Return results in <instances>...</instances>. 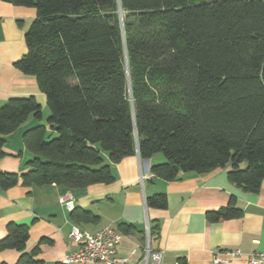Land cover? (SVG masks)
<instances>
[{"label":"trees","instance_id":"obj_1","mask_svg":"<svg viewBox=\"0 0 264 264\" xmlns=\"http://www.w3.org/2000/svg\"><path fill=\"white\" fill-rule=\"evenodd\" d=\"M7 1L36 10L25 35L27 53L15 67L36 78L50 116L46 125L24 132L33 155L29 170H0V192L19 184L70 190L109 185L115 182L111 164L157 154L165 158L150 169L158 179L172 182L181 172L230 166L231 183L260 191L264 0ZM30 117L43 120L33 96L0 107V161L6 137ZM167 204L165 194L146 199L148 208ZM242 215L231 198L206 218L215 223ZM70 218L78 227L100 220L80 208ZM6 229L0 252L18 251L15 264H44L39 246L26 251L28 225ZM155 230L150 227L151 237ZM117 231L130 235L136 227L121 223Z\"/></svg>","mask_w":264,"mask_h":264},{"label":"crops","instance_id":"obj_2","mask_svg":"<svg viewBox=\"0 0 264 264\" xmlns=\"http://www.w3.org/2000/svg\"><path fill=\"white\" fill-rule=\"evenodd\" d=\"M36 17L33 8L0 0V107L12 98L33 96L43 112L49 110L36 78L15 67L27 53L25 35ZM38 124L43 121L30 117L6 137L1 171L22 175L29 170L27 163L33 155L24 145L23 134ZM164 162L160 154L149 160H142L138 155L127 157L118 164H111L114 183L95 184L84 190L19 184L0 192V239L6 236L9 223L28 225L30 237L26 251L39 246L38 258L44 264L64 262L79 248L70 239L74 226L70 213L80 208L100 218L97 224L80 225L91 234L106 227L117 230L121 223L136 227V232L124 235L117 247V256L127 258L132 264H137L144 255L147 223L156 228L152 249L163 252V264H214V254L220 251H240L242 256L229 264H249L250 253H264V181L258 193L244 192L229 181L231 167L227 166L204 174L181 172L176 180L167 182L150 172L152 166ZM155 194L167 196L166 209L147 207L146 199ZM68 195L73 197L71 210L59 202ZM231 198L243 215L208 222L207 213L226 207ZM19 256L15 250L0 252V264H15Z\"/></svg>","mask_w":264,"mask_h":264},{"label":"built area","instance_id":"obj_3","mask_svg":"<svg viewBox=\"0 0 264 264\" xmlns=\"http://www.w3.org/2000/svg\"><path fill=\"white\" fill-rule=\"evenodd\" d=\"M143 183L145 177L141 176ZM59 202L66 205L69 210L73 209V197H61ZM124 235L113 227H106L96 234H91L78 226H73L70 239L79 245L78 250L71 252L65 259V264H132L127 258L117 256V247ZM150 225L147 223L145 230L144 255L137 264H163V252L152 249ZM240 251H220L213 257L214 264H229L233 259L241 257ZM249 264H264L263 252H252L248 255Z\"/></svg>","mask_w":264,"mask_h":264},{"label":"rangeland","instance_id":"obj_4","mask_svg":"<svg viewBox=\"0 0 264 264\" xmlns=\"http://www.w3.org/2000/svg\"><path fill=\"white\" fill-rule=\"evenodd\" d=\"M44 113V115H43V124H47V120H48V118H49V116H50V110H47V111H44L43 112ZM36 126H38V125H36ZM36 126H34V127H32V128H35ZM31 128V129H32ZM160 155H162V154H160ZM163 156V155H162ZM152 239V238H151Z\"/></svg>","mask_w":264,"mask_h":264}]
</instances>
